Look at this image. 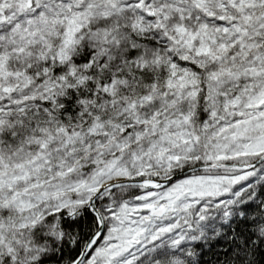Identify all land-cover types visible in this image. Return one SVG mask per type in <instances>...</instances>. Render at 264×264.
I'll use <instances>...</instances> for the list:
<instances>
[{
    "label": "snow or ice",
    "instance_id": "1",
    "mask_svg": "<svg viewBox=\"0 0 264 264\" xmlns=\"http://www.w3.org/2000/svg\"><path fill=\"white\" fill-rule=\"evenodd\" d=\"M0 264H264V0H0Z\"/></svg>",
    "mask_w": 264,
    "mask_h": 264
}]
</instances>
